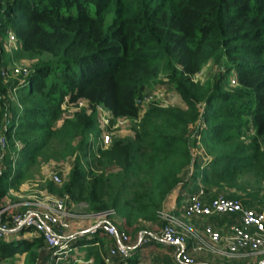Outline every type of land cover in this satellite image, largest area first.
Segmentation results:
<instances>
[{"label":"trees","instance_id":"1","mask_svg":"<svg viewBox=\"0 0 264 264\" xmlns=\"http://www.w3.org/2000/svg\"><path fill=\"white\" fill-rule=\"evenodd\" d=\"M13 64L28 75L4 77ZM164 83L184 105L142 112ZM98 106L132 135L104 147ZM51 162L70 168L42 189L111 214L131 240L163 228L180 188L247 207L230 191L264 190V0H0V199ZM22 236L0 240V264H49L43 236ZM97 242L85 259L105 264L112 241Z\"/></svg>","mask_w":264,"mask_h":264},{"label":"built area","instance_id":"2","mask_svg":"<svg viewBox=\"0 0 264 264\" xmlns=\"http://www.w3.org/2000/svg\"><path fill=\"white\" fill-rule=\"evenodd\" d=\"M17 38L14 33L10 32L5 41L6 48L16 47ZM16 77L22 75L26 77L29 73L27 67L22 64L10 65L3 71V76ZM234 83V81H233ZM173 89V88H172ZM174 98V99H173ZM180 96L173 91L166 96L161 89L155 90L153 93L148 92L144 99L140 102L142 112L151 101L159 102L163 106L176 105L174 100ZM67 101V99H66ZM80 107L84 106L80 102ZM114 119L112 113L105 108L98 106V122L101 130L99 137L101 144L107 147L113 136H121L117 125L129 120L118 119L112 124ZM50 180L56 184L62 183L59 171H55L50 175ZM50 195V194H49ZM203 189L199 194L188 197L183 207V216L187 219L191 217H205L215 214H239L241 226H231L232 235L228 238V248L231 256H236L241 249H247L251 252H257L264 248V213L244 208L240 201L230 200L223 196L214 199L210 204L204 202ZM55 197V196H54ZM66 199L55 197V200L47 206L46 210L30 209L24 212H14L11 206L2 205L0 207V240H11L19 234L28 231L33 234L43 236L49 250V264H61L62 260H66L71 252L75 251L72 241L79 237L104 236L112 241V247L109 254L104 258L105 264H113L116 257L130 258L136 251V247L130 244L131 238L125 231L119 230L114 224L107 220L108 215L102 216V221L95 227L86 232L74 234L70 237H62L58 234L61 228H65L68 212ZM164 226L157 232L141 234L138 245H150L151 243H159L174 250V258L179 264H211L196 260L188 251V242L190 239L196 241L195 251H202L204 248L213 247L220 243L222 236L212 227H206L202 231H193L174 212L164 210L162 213ZM22 236V235H21ZM77 264H93L90 258H75ZM258 264H264V260Z\"/></svg>","mask_w":264,"mask_h":264},{"label":"crops","instance_id":"3","mask_svg":"<svg viewBox=\"0 0 264 264\" xmlns=\"http://www.w3.org/2000/svg\"><path fill=\"white\" fill-rule=\"evenodd\" d=\"M22 186L24 185L22 184ZM181 192L182 189L180 188L167 199L164 210L174 212L177 215V217L180 218V220L193 231L203 232V230L209 226L212 227L215 231L219 232L222 236V240L220 241L219 244L213 247L204 248L202 251H195L194 248L196 241L190 239L187 248L190 255L193 258H195L198 261L211 263V264H258L260 261L264 260V248H262L257 252H251L250 250L247 249H241L236 256H231L227 245L228 244L227 240L232 235L231 226L233 225L241 226V219L238 214H235L236 216L215 214L212 216L195 218L194 220L187 219L183 216V207L188 197L185 196L184 203L180 205L179 196ZM230 192L232 194L241 196L242 198L245 199V201L248 204L247 207H244L243 204L244 200L242 199L240 200L241 202H243L241 204L243 205L244 208L264 213V190L256 193L252 198H248V196L245 193H242L240 191L232 190ZM39 193L41 194L48 192L45 189H41V192ZM20 196L29 198L31 197V193L28 195H24L22 193H18L15 190H10L7 195H5L3 198L0 199V207L2 205H8L10 203L14 205L15 204L23 205L22 204L23 200H18V197ZM33 197L35 198L36 196ZM34 198H30V199H34ZM216 198H213L212 196L209 195L204 198V202L208 205ZM24 201L26 202V200ZM79 204L81 203H76V205ZM72 205L74 204L72 203L71 206ZM93 216L94 215L90 213L89 215H87V217H93ZM183 219H185L186 221L184 222ZM115 223L116 225H118V228L123 227V222L116 220ZM29 234L30 235L28 236L23 235L22 237L31 238L34 235L33 233H29ZM139 237L140 236H136L132 238L130 242L131 245H134L136 247L135 249L136 251L133 253L131 258H129V260L127 261L122 260L118 264H179L174 258L173 248L164 246L159 243H151L150 245L139 246L138 245ZM83 238H85L86 242L82 244L80 240ZM13 239H15V237L12 238L11 240ZM99 239L106 240L107 238L104 236L94 237L91 235H87V236L79 237L78 239L72 241V245L75 248V251L72 252V254L67 258L66 264H77L76 262H74L75 258H87L88 250L90 248L96 247L98 245L97 240ZM18 257L19 256H17V258ZM24 258L25 256H23L22 264Z\"/></svg>","mask_w":264,"mask_h":264},{"label":"rangeland","instance_id":"4","mask_svg":"<svg viewBox=\"0 0 264 264\" xmlns=\"http://www.w3.org/2000/svg\"><path fill=\"white\" fill-rule=\"evenodd\" d=\"M213 70H214L213 66H206L203 69V71L197 76V78L204 79ZM231 78L232 79H231L230 85L232 86L235 76L232 75ZM158 89H161L163 91V94H165V96L168 93H171L173 91V89L171 88L169 84L164 83V84H158L154 86L153 88L149 90V93L150 92L153 93L155 90H158ZM174 102L176 105H180V106L184 105L182 102V99H179V98H176ZM131 127H132L131 123L122 122L120 123V125H117L116 128H117V131L119 130V134H121V136H131L132 135L130 131ZM69 168L70 166L67 162H59V163L51 162L47 165H44L42 168H40L39 171L37 170V172L34 173V176L32 179L26 181L23 184L24 186L21 185L22 187H19L18 190H15L18 193H22L24 195H28L31 193V197L28 198V197L20 196L18 197V200H23L22 202L23 205H19V204L14 205L10 203L9 206H11L14 212H24L30 209H35L38 211L46 210L47 206H49L53 202V200H55V197L52 195H49L48 193H41V194L39 193L41 192L43 184L45 183V181L50 180V175L53 172L59 171V172H63L64 174H66L69 171ZM33 196H36V197L34 198ZM30 198H34V199H30ZM24 200H26V202ZM184 201H185V197L179 200L181 205L184 203ZM73 204L75 206L69 205L68 202L66 203L68 219H67L65 228H61L62 231L59 230L58 232V234H60V236L64 238L73 236L74 234H79L81 232H86L89 229L98 225L103 220L102 216L87 217L89 213H88V209H86L87 206L85 203H81L79 205H76V203H73ZM107 220H109V222H111L112 224L116 226L115 221L118 219L113 217L112 215H108ZM183 221L185 222L186 220L183 219ZM154 232H157V229L154 230ZM29 233L30 232L26 231L23 234H19L16 237V239L21 238V235L28 236L30 235ZM23 256L25 255H19L15 263H7V264H22Z\"/></svg>","mask_w":264,"mask_h":264}]
</instances>
